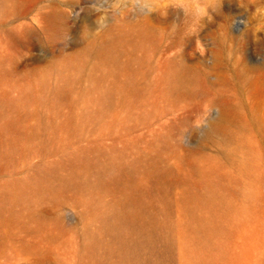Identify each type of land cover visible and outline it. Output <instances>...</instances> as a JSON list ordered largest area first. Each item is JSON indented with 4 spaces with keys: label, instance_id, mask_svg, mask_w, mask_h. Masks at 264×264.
I'll use <instances>...</instances> for the list:
<instances>
[{
    "label": "rangeland",
    "instance_id": "rangeland-1",
    "mask_svg": "<svg viewBox=\"0 0 264 264\" xmlns=\"http://www.w3.org/2000/svg\"><path fill=\"white\" fill-rule=\"evenodd\" d=\"M261 103L264 0H0V264H264Z\"/></svg>",
    "mask_w": 264,
    "mask_h": 264
},
{
    "label": "bare ground",
    "instance_id": "bare-ground-1",
    "mask_svg": "<svg viewBox=\"0 0 264 264\" xmlns=\"http://www.w3.org/2000/svg\"><path fill=\"white\" fill-rule=\"evenodd\" d=\"M261 104H264V103H261ZM226 119H229V114L226 112H223L221 114L220 119L217 120V122H214L211 124V131H214L215 129H217L219 126V123L221 121L226 120ZM262 123H263V120H262ZM246 127H248V126H246ZM238 147L242 153L241 158H240L241 165L244 167V169H251V162H252V158H253L252 151L250 150V148L246 144H239Z\"/></svg>",
    "mask_w": 264,
    "mask_h": 264
}]
</instances>
